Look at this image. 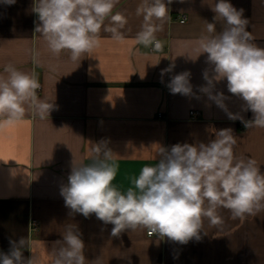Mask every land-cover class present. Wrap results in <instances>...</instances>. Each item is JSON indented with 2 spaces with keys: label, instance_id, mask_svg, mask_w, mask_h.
I'll list each match as a JSON object with an SVG mask.
<instances>
[{
  "label": "crops",
  "instance_id": "obj_1",
  "mask_svg": "<svg viewBox=\"0 0 264 264\" xmlns=\"http://www.w3.org/2000/svg\"><path fill=\"white\" fill-rule=\"evenodd\" d=\"M215 2L173 0L170 18L156 34L163 49L156 52L154 45L136 40L143 20L136 15L140 0H118L113 13L127 17L124 38L101 31L99 46L80 62H73L68 50L53 55L35 32L34 0L0 3V74L11 64L35 75L38 98L53 102L44 119L31 108L12 123L0 115V252L8 253L10 241L24 237V258L35 255L38 264H51L55 242L71 224L84 241L86 264H264V211L233 219L229 210L218 209L220 224L205 219L200 239L181 244L140 229L112 236V224L95 214L71 213L60 194L73 163H91L101 142L111 151L109 163L117 166L113 185L124 192L134 187L143 167L158 163L160 148L208 143L224 128L237 138L235 154L256 160L264 172V128L247 129L228 117L231 112L251 120L245 102L228 92L226 80L214 88V94L224 93L226 110L200 91L206 85L203 72L211 74L212 66L197 41L206 34V22L222 30L211 10ZM229 2L243 9L246 30L264 47V0ZM181 15L187 16L185 23L179 22ZM170 65L172 71L161 76ZM184 71L190 72L192 94H172L171 77Z\"/></svg>",
  "mask_w": 264,
  "mask_h": 264
},
{
  "label": "clouds",
  "instance_id": "obj_2",
  "mask_svg": "<svg viewBox=\"0 0 264 264\" xmlns=\"http://www.w3.org/2000/svg\"><path fill=\"white\" fill-rule=\"evenodd\" d=\"M16 0H0L14 4ZM181 3L184 0H180ZM118 0H34L33 11L39 23V33L53 55L70 52L73 62H80L83 54L99 46L100 33H108L115 40L124 38L128 23L126 15L113 13ZM173 0H140L136 15L142 16L137 43L162 51L163 44L156 34L170 18ZM211 10L214 20L222 22L217 31L215 23L206 22V34L198 41V51L207 54L211 74L206 69V85L200 88L217 106L224 108L223 92H215V84L227 81L229 93L245 102L244 110L253 118L244 120L238 113L229 112L232 120L239 119L245 128H264V47L254 43L246 30L248 21L243 9H236L229 0H218ZM35 23V22H34ZM174 65L161 70V76L172 71ZM0 74V115L6 122L20 120L31 108L41 119L49 117L53 102L39 99L40 88L35 75L6 65ZM172 94L191 95L190 72L171 77L168 84ZM237 138L231 128L220 129L208 143L175 144L170 151L160 148L155 166L142 168L134 187L122 192L113 185L117 166L109 163L111 151L101 142L93 149L92 162L73 163L68 182L61 187V196L71 213L85 218L95 214L105 224H112V236L126 230H147L149 235L168 238L186 244L199 240L203 222L220 224L218 209H227L233 219L256 216L264 211V172L256 160L238 156L234 152ZM70 213V214H71ZM63 240L56 241L51 252V264H86L85 244L75 225L65 226ZM8 253L0 252V264H38V257L25 259L26 238L10 241Z\"/></svg>",
  "mask_w": 264,
  "mask_h": 264
},
{
  "label": "built area",
  "instance_id": "obj_3",
  "mask_svg": "<svg viewBox=\"0 0 264 264\" xmlns=\"http://www.w3.org/2000/svg\"><path fill=\"white\" fill-rule=\"evenodd\" d=\"M187 21V16L186 15H181V17L179 18V22L181 23H185ZM39 90V89H38ZM190 115L194 118H198L200 116V112L199 111H191ZM159 118H163L162 115L159 116ZM148 234V232H147ZM149 235V234H148ZM149 236H153V235H149Z\"/></svg>",
  "mask_w": 264,
  "mask_h": 264
}]
</instances>
